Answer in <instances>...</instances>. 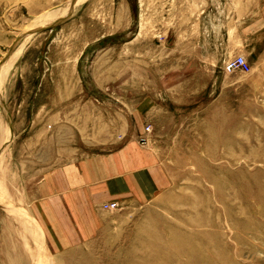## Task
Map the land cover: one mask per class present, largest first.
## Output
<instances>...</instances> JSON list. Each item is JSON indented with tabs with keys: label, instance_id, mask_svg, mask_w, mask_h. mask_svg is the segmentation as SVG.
<instances>
[{
	"label": "rangeland",
	"instance_id": "rangeland-1",
	"mask_svg": "<svg viewBox=\"0 0 264 264\" xmlns=\"http://www.w3.org/2000/svg\"><path fill=\"white\" fill-rule=\"evenodd\" d=\"M263 2L0 0V264H264Z\"/></svg>",
	"mask_w": 264,
	"mask_h": 264
},
{
	"label": "crops",
	"instance_id": "crops-1",
	"mask_svg": "<svg viewBox=\"0 0 264 264\" xmlns=\"http://www.w3.org/2000/svg\"><path fill=\"white\" fill-rule=\"evenodd\" d=\"M255 26L260 28V30H264V2L263 8L258 12L256 19L249 22L244 30L247 33L248 29ZM143 152L138 145H135L130 150H123L121 156L107 154L102 157H96L92 161V166L95 169L88 176L90 180L86 181L84 178L77 179L78 188L76 191L78 192H76V196L92 198L91 200H86L92 205L93 202L95 204L98 203L100 198L111 197L114 193L117 195L118 192L128 191L132 184L127 176L133 177L134 174L132 173L140 168V164L146 163ZM75 178L76 176L71 180H76ZM64 184L67 185V182ZM50 187H52L51 184ZM52 189H55L54 185Z\"/></svg>",
	"mask_w": 264,
	"mask_h": 264
},
{
	"label": "built area",
	"instance_id": "built-area-1",
	"mask_svg": "<svg viewBox=\"0 0 264 264\" xmlns=\"http://www.w3.org/2000/svg\"><path fill=\"white\" fill-rule=\"evenodd\" d=\"M224 70L226 73L232 74L235 72L249 73L251 69L249 64L247 63V60L243 56H236L226 62ZM148 132L149 129H146V133ZM115 207V204H108L104 206V209L114 210Z\"/></svg>",
	"mask_w": 264,
	"mask_h": 264
},
{
	"label": "bare ground",
	"instance_id": "bare-ground-1",
	"mask_svg": "<svg viewBox=\"0 0 264 264\" xmlns=\"http://www.w3.org/2000/svg\"><path fill=\"white\" fill-rule=\"evenodd\" d=\"M75 5H76V0H75Z\"/></svg>",
	"mask_w": 264,
	"mask_h": 264
}]
</instances>
